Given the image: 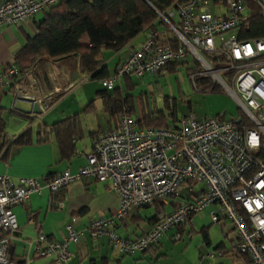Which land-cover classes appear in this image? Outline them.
Listing matches in <instances>:
<instances>
[{
    "label": "built area",
    "instance_id": "1",
    "mask_svg": "<svg viewBox=\"0 0 264 264\" xmlns=\"http://www.w3.org/2000/svg\"><path fill=\"white\" fill-rule=\"evenodd\" d=\"M62 1L0 0V25L19 24ZM251 2L264 19V0H175L163 12L153 8L174 35L176 46L157 42L156 33L150 31L111 75L99 81L109 91L123 77L156 74L189 54L199 66L189 75L193 88L200 91L195 77H207L211 84L205 90L211 93L218 87L240 114L223 119L189 113L178 118L174 127L152 128L139 127L129 108L122 106L116 126L94 138L76 172L65 169L43 181L21 177L16 183L0 175V232L4 233L0 264H16L8 254L9 238L17 229L11 208L44 191L49 207L59 208V192L80 179L107 181L117 195L115 211L90 220L86 231L91 238L106 234L119 256L144 253L167 231L214 206L209 219L229 223L234 232L229 252L242 258L237 264H264V36L239 38ZM15 71L11 65L0 72V92L9 91ZM16 93L32 95L41 112L57 95L49 92L39 98L22 82L13 87L11 94ZM153 202L175 203L157 213L139 237L125 239L107 228L128 211ZM80 237L81 232L67 226L60 239H49L39 231L29 245L36 256L49 258V264H68V245ZM180 238L176 231L169 240ZM215 255L222 252L216 250ZM213 256L208 252L202 258Z\"/></svg>",
    "mask_w": 264,
    "mask_h": 264
},
{
    "label": "crops",
    "instance_id": "2",
    "mask_svg": "<svg viewBox=\"0 0 264 264\" xmlns=\"http://www.w3.org/2000/svg\"><path fill=\"white\" fill-rule=\"evenodd\" d=\"M34 21L38 20L32 18L19 24L0 25V71L12 62L15 52L25 43L26 37H32L35 34ZM13 28L18 30L17 34L20 36L21 43L14 32L8 34ZM150 31H154L156 38L159 39L173 35L164 25L158 24L155 29L145 30L136 35L118 51H109L110 53H107V56L103 58V64L110 74L128 52L147 37ZM81 42L86 43L85 39H82ZM86 76L88 79L84 80ZM125 79L127 78L123 77L115 84L122 95H125L124 92H126L123 90L125 89ZM88 80H91L89 76L77 68L76 55L54 59L40 56L26 69L20 82L31 91V94L39 98L44 93L57 92L56 97L47 107L50 109L38 115H23L11 110L13 103L11 93H0V107L9 108L24 123V126L19 128L18 134L28 129L34 137L42 127L73 115L77 117L81 131L72 138L73 152L68 158L61 157L59 146L53 136L43 142H35L32 139V142L27 145L9 146L0 154V175H5L13 183H16L21 177H32L43 181L65 169L74 173L85 163V155L89 152L94 138L114 128L117 124L116 118L109 117L108 110L103 104V94L99 93L102 88L101 86L98 88L97 85H100V80H97L96 84ZM2 96H5L6 99L4 104H1ZM96 97L100 98V107H97ZM96 108H100L102 112L98 117L100 121L107 118L104 126L94 119L97 116ZM18 134H13L11 138L6 139L11 141ZM58 199L61 202V207L50 208L48 194L44 191L41 194L30 195L23 205L11 208L17 229L9 238V248L11 249V259L16 264H49V258L36 256L29 243L39 231H42L49 239H60L65 236L67 226H71L75 232H81L79 240L68 245L71 253L68 264H156V261L151 258L153 254H156V246H161L166 241L174 242L169 240V237L176 231H180V239L184 235L188 240L190 239L189 241L194 235L199 237L196 240L198 258L210 252L209 246L222 252L221 256L211 262L206 261L204 264H237L242 259L229 252L234 232L227 220L215 224L210 221L209 211L214 209V206L203 209L206 212L203 215H200L203 211L196 213L180 227L167 231L146 252L119 256L112 250L106 234L98 238H91L86 231L90 220L110 215L117 208L118 197L111 191L107 181L93 179L72 181L59 192ZM175 202L166 206L162 205L163 211L170 210ZM154 213L155 206L133 209L122 218L113 221L107 228L120 237L134 239L149 228L151 225L149 217H152ZM198 218L203 221L197 225ZM201 228L205 230L206 239L200 232ZM218 245L219 247H217Z\"/></svg>",
    "mask_w": 264,
    "mask_h": 264
},
{
    "label": "trees",
    "instance_id": "3",
    "mask_svg": "<svg viewBox=\"0 0 264 264\" xmlns=\"http://www.w3.org/2000/svg\"><path fill=\"white\" fill-rule=\"evenodd\" d=\"M174 1L64 0L45 8L42 11L41 19L33 22L35 34L32 37H26L25 43L15 52L12 62L0 71L4 72L11 65L16 69L8 93H11L13 87L20 83L22 74L40 56L54 59L76 55L78 70L87 74L90 79L100 80L108 77L110 73L103 64V50L118 51L136 35L145 30H153L158 24L164 25L168 29L153 8L163 12ZM261 36H264V19L260 15L257 4L251 2L247 17L241 24L239 38L250 39ZM82 39H85L86 43H82ZM155 40L159 43H168L172 47L177 44L174 35L168 38H156ZM179 62L170 63L161 71H175ZM197 70H199V66L195 62V66L188 69V74ZM126 78L124 88L129 91L133 88V83L130 77ZM194 84L203 92L209 88L211 83L207 77H195ZM214 90H218V87H214ZM99 93L103 94V104L108 110L109 117L111 119L116 118V122L122 106H127L129 111H133L130 94L122 95L118 87L109 91L102 89ZM4 110L0 107V154L9 146L27 145L32 142V139L35 142H43L53 136L59 146L61 157L68 158L71 156L73 152L72 138L81 132L79 121L75 115L42 127L34 137L26 129L8 141L4 135ZM168 110V115H165L161 111L148 112L140 109L138 118L135 120L136 124L139 127H167V121H173L169 127H174L176 118L172 114L171 106H168ZM147 206H155L154 215L149 217L152 224L157 213L163 211V206L153 202L139 206L138 209ZM200 232L206 239L204 228H201ZM3 235L4 233L0 232V237Z\"/></svg>",
    "mask_w": 264,
    "mask_h": 264
},
{
    "label": "rangeland",
    "instance_id": "4",
    "mask_svg": "<svg viewBox=\"0 0 264 264\" xmlns=\"http://www.w3.org/2000/svg\"><path fill=\"white\" fill-rule=\"evenodd\" d=\"M41 16L42 11L35 13L32 18H34V20H39ZM32 18L28 20H31ZM17 31L18 30L16 28H13L11 32H8V34H12L14 32L15 36L21 43L22 41H20V36L17 34ZM109 51L110 50H103L102 57L105 58L107 53H110ZM180 62L181 63L177 65L176 70L172 72L163 70L156 74H144L140 78L131 77L133 88L126 92L130 94L132 99L133 111H130V115L133 120L138 118L140 109L148 112L161 111L165 115H168V106H171V110H173L172 114H174L176 118L175 120L189 113L198 117L218 116L223 119H229L240 114L233 100H231L219 88L211 93H208L206 90H203V92L197 91L193 88L189 79L190 74H188V69L195 66V61L191 55L186 54ZM88 81L94 84L98 83V81L94 79ZM97 85L99 88L100 85ZM126 92L124 93L126 94ZM96 98L97 107H100V98ZM5 101V96H2L1 104H4ZM48 109L50 108L46 107L42 112H45ZM95 111L97 114L94 118L95 121H99L101 125L104 126V122L107 118L105 117L104 120L100 121L98 118L102 114L100 108H96ZM3 118L4 135L6 138H11L13 134H18L20 132L19 128L24 126V123L21 122L22 120H20L19 116L11 112L9 108L4 110ZM167 124V127H169L173 124V121H167ZM182 194L185 195L186 192L182 191ZM202 211L203 212L200 215L206 213L205 210ZM197 221L198 225V223H200V221L202 222L203 219L198 218ZM198 238V236L195 237L194 235V237L192 236V240L189 241L190 239L188 240L184 235V237L180 240L174 242H163V245L156 246V254H153L151 258L156 261V264H199V262H203L204 264L206 261L211 262V260L216 259V250L213 246H209V248H211L210 252L214 253L212 258H198V248H196V240Z\"/></svg>",
    "mask_w": 264,
    "mask_h": 264
},
{
    "label": "water",
    "instance_id": "5",
    "mask_svg": "<svg viewBox=\"0 0 264 264\" xmlns=\"http://www.w3.org/2000/svg\"><path fill=\"white\" fill-rule=\"evenodd\" d=\"M12 95H13V103L11 110L23 115H29V114L38 115L41 113L40 107L32 95H26L21 93H16ZM8 254L9 257L11 258L10 248H8Z\"/></svg>",
    "mask_w": 264,
    "mask_h": 264
}]
</instances>
